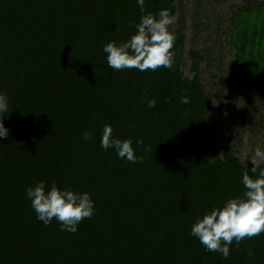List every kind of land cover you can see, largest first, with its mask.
<instances>
[{"label":"trees","instance_id":"obj_1","mask_svg":"<svg viewBox=\"0 0 264 264\" xmlns=\"http://www.w3.org/2000/svg\"><path fill=\"white\" fill-rule=\"evenodd\" d=\"M179 5L145 0L153 14L167 8L175 16ZM140 15L135 0H0V91L9 97L0 114L9 130L0 139V264H264V233L233 241L227 259L189 234L197 216L243 194L245 164L230 133L219 155L206 147L205 132H215L212 96L201 83L198 51H189L190 76L183 73L181 17L169 29L176 35L171 69L108 67L103 45L127 40ZM218 16L228 26L216 27V41L223 30L233 59L224 65L207 53L208 64L216 77L238 78L240 127L253 131V113L264 106V0H242ZM235 29L238 40L226 36ZM106 123L114 136L131 138L143 159L130 163L103 150ZM260 137L264 147V127ZM40 180L88 192L94 215L75 233L55 220L45 226L25 194Z\"/></svg>","mask_w":264,"mask_h":264},{"label":"clouds","instance_id":"obj_2","mask_svg":"<svg viewBox=\"0 0 264 264\" xmlns=\"http://www.w3.org/2000/svg\"><path fill=\"white\" fill-rule=\"evenodd\" d=\"M141 15L139 22H131L135 29L127 40L117 43L110 41L103 45L107 65L114 71L136 69L140 72L156 71L158 68L171 69L175 63L172 51L176 35L169 30L175 16L167 8L157 13L146 12L145 0H135ZM192 73V76H195ZM180 102L189 104L190 98L182 96ZM154 99L147 100L149 108L155 107ZM9 109V97L0 91V114L5 115ZM8 129L0 119V139L6 138ZM142 141L137 140L136 144ZM133 140H121L113 135L111 124H104L100 137V147L107 151L113 149L119 159L136 163L143 159L137 156L133 148ZM147 150V149H146ZM241 173L240 183L244 191L241 196L230 197L219 205H213L202 216H197L191 225L190 235L197 238L205 251L216 252L227 259L230 248L245 239L264 233V147H256L253 155L247 159ZM31 202L36 219L45 226L55 220L61 231L75 233L79 224L90 219L95 213V202L88 192L73 190L71 187L61 188L55 182L49 187L45 180L25 189ZM252 253L249 252V255Z\"/></svg>","mask_w":264,"mask_h":264},{"label":"rangeland","instance_id":"obj_3","mask_svg":"<svg viewBox=\"0 0 264 264\" xmlns=\"http://www.w3.org/2000/svg\"><path fill=\"white\" fill-rule=\"evenodd\" d=\"M196 0H174V4L179 5V10L175 14L174 23L169 27V29L177 28L179 18L181 17L184 25V47L182 49V56L184 59L185 66L183 68V73L185 76H190L189 66L192 62L191 56L189 55L190 50L198 51L199 56L204 58L198 68L201 71V83L206 91V93L212 96V108L214 111L211 113L214 115V130L213 133L210 129L205 132L206 137L203 139L206 141V147L210 155L217 156L220 154V146L226 141V134L230 133L232 140L230 144L232 145L233 152L237 155L243 164H247V161L253 153L256 147H261L260 136L263 133L264 121H260L259 115H264V106L257 109L253 115V131H249L248 125L240 127L241 119L238 117L239 109L241 108V102L238 98V92L236 87V81L238 78H233L234 73L231 72L226 78L216 77L219 73L209 66V58L207 53H209L210 58L214 55L216 58L223 57V64L227 65L229 61L233 59L234 50L228 51L229 48L224 42L225 34L220 30V44L216 41V27L224 28L228 26L226 22L216 23L221 18L216 19V15L223 13H230V9L234 10L240 5L242 0H204L203 4L199 9L195 7ZM199 10V18L197 27L193 26V12ZM196 18V17H195ZM237 29V27H236ZM231 30V33L226 34L227 37L239 39V34L237 30ZM236 42V41H235ZM220 45V46H218ZM212 53V54H210ZM226 67V66H225ZM222 93L221 96L218 94ZM256 98L250 100V104L254 105ZM224 105V111L219 110V105ZM255 106V105H254ZM237 121L238 123H236ZM229 131V132H228ZM223 132L222 138H219V133Z\"/></svg>","mask_w":264,"mask_h":264}]
</instances>
